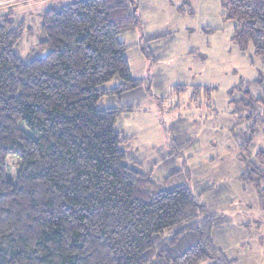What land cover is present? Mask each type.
Returning <instances> with one entry per match:
<instances>
[{
    "label": "trees",
    "instance_id": "trees-1",
    "mask_svg": "<svg viewBox=\"0 0 264 264\" xmlns=\"http://www.w3.org/2000/svg\"><path fill=\"white\" fill-rule=\"evenodd\" d=\"M221 7L239 52L264 63V0H221ZM136 11L132 0L49 9L38 42L47 53L28 62L16 50L21 24L0 15V264H235L210 246L218 217L193 194L188 172L156 182L128 166L114 125L132 110L98 108L101 98L138 86L119 39L140 28ZM192 92L209 100L214 89ZM233 92L229 104L244 115L253 97ZM261 117L239 155L257 182L264 153L250 159L249 148ZM9 157L19 160L15 182L6 176Z\"/></svg>",
    "mask_w": 264,
    "mask_h": 264
},
{
    "label": "rangeland",
    "instance_id": "rangeland-1",
    "mask_svg": "<svg viewBox=\"0 0 264 264\" xmlns=\"http://www.w3.org/2000/svg\"><path fill=\"white\" fill-rule=\"evenodd\" d=\"M68 1L0 0V15L11 14L22 26L16 50L23 61L46 55L38 48L41 15ZM132 1L140 28L119 39L138 86L98 102L100 109L132 110L114 125L125 140L120 149L126 164L156 182L187 171L193 194L201 193V204L218 217L210 246L235 264H264V178L254 181L239 161L250 125L264 118V63L251 50L242 55L232 42L234 24L223 16L221 0ZM193 87L214 92L207 100ZM242 88L254 102L248 100L249 107L239 115L241 108L229 102L234 89V97L242 98ZM259 150L264 153V124L257 126L250 159ZM256 164L264 171V164ZM18 171L19 160L9 157L7 178L15 182Z\"/></svg>",
    "mask_w": 264,
    "mask_h": 264
}]
</instances>
